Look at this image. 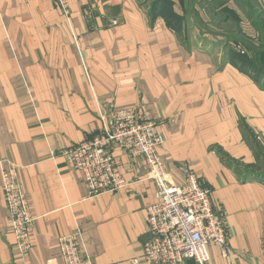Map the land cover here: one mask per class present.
Here are the masks:
<instances>
[{
    "label": "crops",
    "instance_id": "crops-1",
    "mask_svg": "<svg viewBox=\"0 0 264 264\" xmlns=\"http://www.w3.org/2000/svg\"><path fill=\"white\" fill-rule=\"evenodd\" d=\"M67 1L68 19L52 0H0V264H60L58 238L78 231L83 264H148L143 161L114 146L129 185L92 196L58 152L99 133L100 110L141 105L164 135L165 180L189 168L223 215L227 255L209 245L205 264H264V74L250 72L264 0ZM11 165L34 218L25 255L3 191Z\"/></svg>",
    "mask_w": 264,
    "mask_h": 264
},
{
    "label": "built area",
    "instance_id": "built-area-1",
    "mask_svg": "<svg viewBox=\"0 0 264 264\" xmlns=\"http://www.w3.org/2000/svg\"><path fill=\"white\" fill-rule=\"evenodd\" d=\"M54 3L68 19V1L54 0ZM236 47L243 52L239 45ZM99 119V133L61 149L59 156L81 172L82 181L92 196L119 191L129 185L116 167L114 146L143 161L144 177L153 180L156 186V199L145 208L149 236L143 243V259L148 264H186L188 260L205 264L210 259L209 245L219 247L226 256L227 231L223 215L212 205L211 189L201 186L187 167L182 168V184L165 180V168L157 151L165 139L158 124L145 119L134 107L114 109L108 114L100 110ZM3 191L16 246L25 255L30 249L34 218L16 179L14 165L4 173ZM79 234L80 231L58 238L60 264H83Z\"/></svg>",
    "mask_w": 264,
    "mask_h": 264
},
{
    "label": "rangeland",
    "instance_id": "rangeland-1",
    "mask_svg": "<svg viewBox=\"0 0 264 264\" xmlns=\"http://www.w3.org/2000/svg\"><path fill=\"white\" fill-rule=\"evenodd\" d=\"M53 1V3H54V0H52ZM197 2V0H186V3L188 4V5H195V3ZM205 3H207V0H200L199 1V4L201 5V6H203ZM55 4V3H54ZM69 5V4H68ZM56 6V5H55ZM57 7V6H56ZM217 15V18L219 17H222V15H224L226 18H228V16L230 15L229 13H218V14H216ZM115 21H116V19H114ZM114 20H112V21H114ZM112 21H111V24H112ZM175 25H174V27H176V29L178 30V31H180V32H184L183 30H184V23H183V26H179V22L180 21H177V20H175V19H173V21H172ZM116 23H117V21H116ZM115 23V24H116ZM199 24H201V25H205V26H208V25H210L212 28H218V27H222V28H226V27H228V25H227V22H221V23H218V22H214V21H210V22H207V23H204V22H199ZM217 26V27H216ZM210 28V27H209ZM185 30H186V28H185ZM263 45V42H262V38L260 39V44H259V47H261ZM240 46V45H239ZM234 47H235V45H234ZM241 47V46H240ZM242 48V47H241ZM235 49V51H237L238 49H237V47H235L234 48ZM252 59L256 62V66H258L260 69H262L263 71H264V57L263 56H260L259 54H256V49H255V51H254V53H252ZM140 107H144V105H141ZM140 107H138L137 109H139ZM125 108H129V107H125ZM135 108V107H134ZM122 109V108H121ZM142 115V114H141Z\"/></svg>",
    "mask_w": 264,
    "mask_h": 264
},
{
    "label": "trees",
    "instance_id": "trees-1",
    "mask_svg": "<svg viewBox=\"0 0 264 264\" xmlns=\"http://www.w3.org/2000/svg\"><path fill=\"white\" fill-rule=\"evenodd\" d=\"M258 27L260 28L261 32H264V20L261 21V23L258 25ZM264 35V33H262ZM262 42L263 45L261 47H259V49L256 51V54H259L260 56L264 57V37L262 38ZM233 56H235L236 60H237V64L243 67V65H246V63L248 64V58H247V52L245 53L244 49H243V53H240L239 51H236L233 53ZM252 70L250 71L251 73H253L255 75V73L257 74H264V71L262 69H260L258 66H252Z\"/></svg>",
    "mask_w": 264,
    "mask_h": 264
}]
</instances>
